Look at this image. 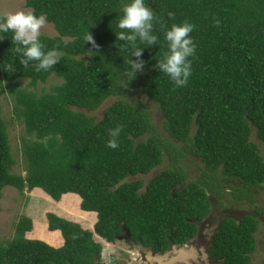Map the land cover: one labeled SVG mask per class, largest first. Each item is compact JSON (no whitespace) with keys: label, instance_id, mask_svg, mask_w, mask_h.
Returning <instances> with one entry per match:
<instances>
[{"label":"trees","instance_id":"obj_1","mask_svg":"<svg viewBox=\"0 0 264 264\" xmlns=\"http://www.w3.org/2000/svg\"><path fill=\"white\" fill-rule=\"evenodd\" d=\"M146 3L168 26L183 20L195 25L193 74L184 88H175L156 69L167 50L160 23L154 25L160 45L145 47V67L132 76L130 51L115 36L122 0H25L57 32L41 34L47 48L59 46L63 52L48 72L23 68L11 33L0 34L7 36L0 41V199L5 186L37 191L56 204L75 195L76 209L96 216L90 229L47 212L44 231L53 235L52 242L37 235L35 220L32 228L31 218L21 216L14 236L6 244L0 238V264H99L102 245L94 234L115 243L123 229L135 243L163 252L196 236L194 220L211 212L213 200L227 207L224 192L237 204L254 203L264 190V0ZM89 34L98 48L87 42ZM9 63L15 72L4 69ZM51 76L61 83L39 92L38 83ZM135 87L159 107L166 138L144 103L128 99V88ZM5 91L26 133L23 175L12 172L17 161L2 116ZM113 96L101 117L90 113ZM117 125L123 130L113 150L106 141ZM165 157L170 167L147 182L137 177L151 173ZM186 157L199 170L195 181H186L180 166ZM263 218L259 206L238 219L222 218L209 246L214 264H250Z\"/></svg>","mask_w":264,"mask_h":264},{"label":"rangeland","instance_id":"obj_2","mask_svg":"<svg viewBox=\"0 0 264 264\" xmlns=\"http://www.w3.org/2000/svg\"><path fill=\"white\" fill-rule=\"evenodd\" d=\"M17 11H31V9L25 6V0H0V13H2L4 16ZM41 34L55 36L57 35V32L53 24L47 22L45 27L41 30ZM65 40H68V38H65ZM25 81L23 83H25ZM58 83H61V79L55 76H51L45 83H38L36 89L39 92L42 91V89L49 90L51 85ZM113 98H116V96L110 97L102 104L99 109H97L95 112L90 113L101 117L102 110L114 100ZM128 99L133 103L137 101H141L144 103L151 118L157 124V127L161 133V138H166L167 134L162 124L163 115L161 114L157 104L151 101L149 98L145 97L140 92L139 87L131 89L128 88ZM13 107V97L10 95V93H8V91H5L2 97V116L7 124L11 152L13 157L17 161L12 167V172L23 175L25 173V164L23 161V155L21 153V140L23 136H26V133L24 131V124L21 123L13 113ZM252 139L255 142H259L256 137H253ZM260 146L262 148V154L264 156V146L262 144H260ZM179 161L180 166L185 172L186 181H195L199 176V170L196 168L195 164L191 163V161L187 157ZM170 166L171 162H169V160L165 157L163 163L159 167L155 168L151 173L147 175H139L137 177L142 178L144 182H147L154 172ZM226 192L223 193V201L228 204V208L231 207L233 209H239L240 212L246 213L252 212L256 206L264 208V190L258 193L255 198L256 201L254 199V203L243 202L237 204L228 201V195L226 194ZM77 201V196L69 195L67 197H64L61 203L56 204L54 201L45 198L43 194L37 191H28L27 189L19 191L12 186L3 187L0 199L1 241L6 244L14 236L15 224L18 219L21 216H28L31 218L32 223L33 219L36 222L37 235L47 242H52L53 235L46 234V232L44 231V227L46 226L45 222L47 223L46 213L53 211L58 215H63V217L70 220H80L79 222L83 225V227L93 229V223L96 221L94 213H84L78 211L75 207ZM255 237L257 240V245L256 250L250 255V264H261L264 258V218L259 223V228L255 233ZM94 238L102 245L101 259L99 261V264H119L120 261L121 263H126L132 257L137 256L134 251L130 250V248L125 245L124 242H122L123 240L116 241L115 243H113V245H111L109 242L106 241V243L104 239L97 237L95 234ZM194 241L191 242L192 246H187V249L194 250V253H196L195 255H197V248L196 245L194 246ZM54 244H58V242H54ZM188 251L189 250H187V252ZM153 255L155 256V254ZM167 255L168 254L165 253L161 256L163 262L168 261ZM141 264L143 263L141 262Z\"/></svg>","mask_w":264,"mask_h":264},{"label":"clouds","instance_id":"obj_3","mask_svg":"<svg viewBox=\"0 0 264 264\" xmlns=\"http://www.w3.org/2000/svg\"><path fill=\"white\" fill-rule=\"evenodd\" d=\"M167 15L170 20L175 19L174 12L170 11ZM156 23H160L167 48L162 58L158 60L156 69L165 74L175 88H184L193 74V58L196 56L197 43L191 33L195 25L188 20L172 23L170 26L164 24L148 6L146 0H122L116 23L119 29L115 32L116 40L123 41L124 44L120 47L129 50L130 57L136 58L133 60L129 57V71L134 77L145 67V62L141 59L145 47L160 45L154 27ZM46 24L45 15L43 13L38 15L33 11H17L0 16V34L11 33L12 44L16 45L14 54L25 69L31 67L37 72H48L61 62L63 52L59 46L47 48L41 39V30ZM215 25L219 27L218 19ZM6 37L0 35V41ZM86 40L93 48L99 47L90 34ZM4 69L15 72L11 63L4 66ZM122 130V125L108 130L109 139L106 141L108 148L115 150L119 147Z\"/></svg>","mask_w":264,"mask_h":264},{"label":"flooded vegetation","instance_id":"obj_4","mask_svg":"<svg viewBox=\"0 0 264 264\" xmlns=\"http://www.w3.org/2000/svg\"><path fill=\"white\" fill-rule=\"evenodd\" d=\"M241 215H242V212H240L239 209H233L231 207L228 208V207L220 206L218 204V201L215 200L212 203L211 212L204 219L194 220L198 225V232L194 238L190 239L185 244L171 243L170 247L167 250L163 252H155L152 249V246L142 245L137 251L132 248L131 244H129L127 240L123 239L122 242H124L125 245H127L130 248V250L134 251V253L137 255L136 257H132L130 259V261L132 260L135 261V264H138L137 262H142L143 264H166L167 261L163 262V259L161 258L159 259V256L165 253L168 254L167 255L168 258L176 256L177 254H179L177 252L179 247L184 246L185 250H187V246L191 245L192 244L191 242L195 240L194 246L196 245L197 255L192 256L188 259L175 260V262L172 261V263L173 264H214L215 260H213V258L209 255V246L211 244L212 238L214 237L216 231L221 226L222 218H224L225 216H229V217H235L236 219H238ZM218 220L220 221V224H218ZM124 234L122 232L121 236H123ZM153 254H155V256ZM120 263L121 261L119 262V264Z\"/></svg>","mask_w":264,"mask_h":264},{"label":"water","instance_id":"obj_5","mask_svg":"<svg viewBox=\"0 0 264 264\" xmlns=\"http://www.w3.org/2000/svg\"><path fill=\"white\" fill-rule=\"evenodd\" d=\"M218 224H220V221L218 220ZM124 232H125V234H124ZM123 236H121L120 235V237H119V240H123V239H125V240H127L128 241V243L129 244H131V246H132V248L133 249H135V250H139V248L142 246V243H141V241L140 240H138L136 243L130 238V236H129V232H128V230L127 229H123ZM191 251H194V250H189L188 252H187V250H185V248H184V246H181V247H179V249L177 250V252L179 253L178 255L179 256H173V257H171V260H180V259H183L182 257H184V256H186L187 257V254H188V257H192V256H194L193 255V253L191 252ZM195 252V251H194ZM194 254H196V253H194ZM183 255V256H182ZM162 256V255H161ZM159 257V259L161 258L162 259V257ZM173 264V263H172Z\"/></svg>","mask_w":264,"mask_h":264},{"label":"crops","instance_id":"obj_6","mask_svg":"<svg viewBox=\"0 0 264 264\" xmlns=\"http://www.w3.org/2000/svg\"><path fill=\"white\" fill-rule=\"evenodd\" d=\"M54 212V211H53ZM54 213H56V212H54ZM95 218H96V216H95ZM45 224L47 225V223L45 222ZM30 234V232H26V237L27 238H34V237H32L31 235H29ZM104 241V240H103ZM62 242H63V240H62V238H61V243H59V244H57V245H55V246H59L60 244H62ZM106 242V241H105ZM107 243V242H106ZM111 245H113V243H110ZM187 250H189V249H187ZM192 253H193V255L195 256V254H194V251H191ZM177 256H179L178 254L176 255V257ZM183 256V255H182ZM183 259H188V258H190V257H188V254H187V257L186 256H184V257H182ZM168 261H167V263L166 264H172V261L173 262H175L174 260H171V258L169 257L168 259H167ZM138 264H141V262H137ZM120 264H135V261H128V262H126V263H120Z\"/></svg>","mask_w":264,"mask_h":264}]
</instances>
